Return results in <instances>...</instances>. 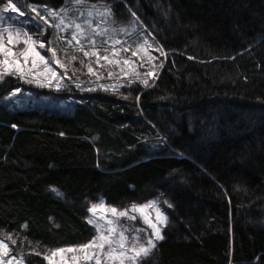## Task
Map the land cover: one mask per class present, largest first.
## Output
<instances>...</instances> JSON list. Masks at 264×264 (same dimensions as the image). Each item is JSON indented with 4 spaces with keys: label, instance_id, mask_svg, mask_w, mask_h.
Masks as SVG:
<instances>
[{
    "label": "trees",
    "instance_id": "obj_1",
    "mask_svg": "<svg viewBox=\"0 0 264 264\" xmlns=\"http://www.w3.org/2000/svg\"><path fill=\"white\" fill-rule=\"evenodd\" d=\"M12 2L0 0V11ZM85 2L149 32L158 71L147 84L116 86L0 81V240L9 255L48 264L35 253L91 241L92 204L153 201L167 224L142 264H264V0ZM13 89L71 106L10 109Z\"/></svg>",
    "mask_w": 264,
    "mask_h": 264
},
{
    "label": "rangeland",
    "instance_id": "obj_2",
    "mask_svg": "<svg viewBox=\"0 0 264 264\" xmlns=\"http://www.w3.org/2000/svg\"><path fill=\"white\" fill-rule=\"evenodd\" d=\"M9 5L6 7H9ZM93 5L94 4L86 2L81 5H77L74 4L73 0H66L65 7L59 10H53L42 5H32L31 8H27L28 10L20 9L24 12V15L22 16L19 14V12H14L10 8L9 11L6 12L3 9L0 11V29L9 27L14 31L21 30L31 35L34 40L44 42L45 47L43 49L39 48L38 44L36 47L37 51H39L41 55H44L48 59V63L56 70L58 75L61 77L59 81H52L51 87L55 89H61L62 87L70 84L80 85L81 83L85 82L86 83L83 85L116 86L121 82H133L135 80L143 82L145 80L155 78L156 71H158L159 67V49L156 42L152 38V35L149 32H146L144 28L141 27L138 23L132 22L125 25L119 22H115L110 18V16H101L99 13L104 12L106 9H109V7L104 4H95V7H93ZM33 8H35L36 11H33ZM50 11L57 13V15H49ZM88 12H92V15L89 16ZM61 19L64 20V24H60ZM86 20L91 22V25L96 29V32H103V34L96 35L95 33L91 32V30L88 29L87 24H84ZM73 21L75 23H81L84 25L86 35H88L91 39H94L97 42L98 46L101 47L102 56H108L109 59L113 61L119 60L120 64H109L104 60H100L99 64L104 65V67H100L97 65L96 57L93 56L85 58L83 56V53L77 50L79 46L76 45L75 42H72V44L70 45L68 41H70L71 35L74 34L75 29L74 27H66V25L73 24ZM32 26H36L37 28H39V32H32ZM116 41H119L120 43H115ZM82 43L86 44L87 42L82 40ZM23 47V44H19L14 49V51L19 52V50ZM49 48L56 50L57 58L66 65V69L58 67L52 63L51 52L48 51ZM123 48L129 49V51L124 52L122 50ZM133 51L137 52L136 56L132 55ZM113 52H119L120 54L119 56H113ZM72 56H76L77 59L72 60ZM125 58L130 59V61H132V64L123 65V60ZM21 63H23L22 60ZM88 65H91L93 67L97 75H93L88 72ZM28 67H31V58L29 59ZM33 71L43 72L44 64L38 62V67L36 69H33ZM76 72L78 73L77 76L74 75V73ZM109 72L112 73L111 76L108 75ZM137 72L140 73L139 76L136 75ZM148 72H153L154 75L148 76ZM97 76H99V78H97ZM11 77H18L19 79L36 87L49 86L43 76H39L37 77V79L44 86H41V84H38L36 82H29V80H31L30 76L24 79L20 78L19 76ZM57 84H59V87L56 86ZM5 102L10 109L40 107L46 109H59L60 111H68L71 106L70 102L68 103V101L57 102L48 99L45 96H37L28 92H22L18 89L11 90V92L5 96ZM146 204L131 205L124 210H118L116 208L115 209L118 212H125L129 211L134 206L141 207ZM100 205L103 206V209H107L108 211L105 213L103 210H98L96 213L97 217L104 216L106 219H115L111 215V209H113L114 207L105 204L103 200H99L98 202L90 206L87 218L88 221L90 218H92L91 209L95 206ZM148 211L149 213H151L153 221H155L154 211L152 209H149ZM129 215L137 216V219L131 220L126 217H120L118 223L119 225L127 228L128 231L126 234L130 239L135 236L140 237L139 242H137V246H139V243H144L151 236L152 229L142 222L137 213L129 212ZM98 222L103 223L104 221L99 220ZM93 228L95 231V235L93 236L91 241L97 235L96 228L94 226ZM138 229H143L144 231H138ZM67 248L78 247H63L59 249ZM73 255H80V253H68L67 256L69 257V259L67 261V264H73L72 260L70 259V257ZM11 257L13 256L9 255V257L5 259L7 260ZM16 258V260H13V264H20V259L18 257ZM56 261L57 264H59V256L56 257ZM81 264H83V261H81ZM125 264H131V262L125 261Z\"/></svg>",
    "mask_w": 264,
    "mask_h": 264
},
{
    "label": "snow or ice",
    "instance_id": "obj_3",
    "mask_svg": "<svg viewBox=\"0 0 264 264\" xmlns=\"http://www.w3.org/2000/svg\"><path fill=\"white\" fill-rule=\"evenodd\" d=\"M74 4L81 5L85 0H73ZM95 7V5H93ZM9 8L14 12H19L22 16L24 12L20 10L18 0H13L9 7L4 8V11H9ZM36 11L35 8L32 9ZM101 16H110L111 10L106 9L104 12L99 13ZM49 15L55 16L57 13L49 12ZM88 15L91 16L92 12H88ZM43 18V17H42ZM47 22V21H45ZM60 24H64V20L61 19ZM84 24H87L88 29L96 35H102L103 32H96V29L92 27L90 21H85ZM66 27H74L75 32L71 35L70 41L68 43L71 45L72 42H75L79 46L78 51L83 53L85 58L96 57L97 65H100L99 61L104 60L107 63H116L120 64L119 60L113 61L110 60L108 56L101 55V47L98 46L97 42L94 39H91L86 35L84 25L81 23H75L66 25ZM82 40L87 43H82ZM106 43V41H105ZM115 43H120L116 41ZM23 44L24 47L19 50V52L14 51V49L19 45ZM37 44L39 48L43 49L45 47L44 42L34 40L31 35L27 32L21 30H11L9 27H4L0 29V81H3L7 76H19L24 79L26 77H31L29 82H36L44 86L37 77L43 76L47 81L48 85L51 86L53 80L59 81L61 77L58 75L56 70L48 63V59L41 55L37 51ZM90 46V47H88ZM114 47V45H113ZM124 52L129 51L127 48L122 49ZM51 52L52 63L58 67L65 68L66 65L63 64L57 58V52L55 49L49 48ZM119 52H113V56H119ZM133 56L137 55V52H132ZM31 58V67H28L29 59ZM72 60H76V56L71 57ZM21 60L23 63H21ZM38 62L44 64L43 72H34L33 69L38 67ZM132 61L125 58L123 60V65H131ZM142 66V65H141ZM88 72L97 75L96 71L91 65H88ZM112 75L111 72L108 74ZM137 76L140 73H136ZM148 76L154 75L153 72H148ZM99 78V76H97ZM147 84V80L143 81ZM59 87V84L56 85ZM149 209H152L155 213V221H153ZM98 210H103L105 213L107 209H103V206H95L91 209L92 218L89 219V223L92 224L97 231L96 237L86 245L79 246L78 248H67V249H58L52 251L50 254H44L36 252V255H43V258L48 262V264H57L56 257H60L59 264H67L69 257L68 253H80V255H73L70 257L73 264H125V261H130L131 264H142V261L146 259L156 248V241L164 239L162 234V226H166L167 217L166 215L156 206L155 202H150L141 207H133L129 211L118 212L115 208L111 209V215L115 219H106L104 216L97 217L96 213ZM129 212L137 213L139 218L145 223L149 228L152 229L151 236L144 242L139 243L140 237L135 236L131 239L126 234L127 228L122 225H119L118 221L120 217H126L131 220L137 219V216H130ZM99 220H103V223H99ZM138 231H144L143 229H138ZM11 239V237H7ZM11 249L3 241H0V264H13V260L17 258L15 256L10 259H5L9 257ZM20 264H24L23 259L21 258Z\"/></svg>",
    "mask_w": 264,
    "mask_h": 264
}]
</instances>
